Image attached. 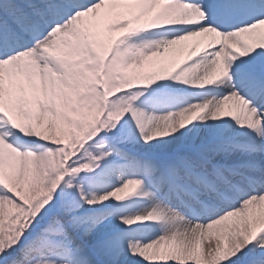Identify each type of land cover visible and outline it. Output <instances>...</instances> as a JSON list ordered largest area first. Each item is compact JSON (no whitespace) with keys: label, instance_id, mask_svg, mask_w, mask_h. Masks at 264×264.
I'll use <instances>...</instances> for the list:
<instances>
[{"label":"snow or ice","instance_id":"1","mask_svg":"<svg viewBox=\"0 0 264 264\" xmlns=\"http://www.w3.org/2000/svg\"><path fill=\"white\" fill-rule=\"evenodd\" d=\"M0 264H264V0H0Z\"/></svg>","mask_w":264,"mask_h":264},{"label":"bare ground","instance_id":"2","mask_svg":"<svg viewBox=\"0 0 264 264\" xmlns=\"http://www.w3.org/2000/svg\"><path fill=\"white\" fill-rule=\"evenodd\" d=\"M175 59H176L177 61L180 60V59H182V55L177 54V55L175 56Z\"/></svg>","mask_w":264,"mask_h":264}]
</instances>
